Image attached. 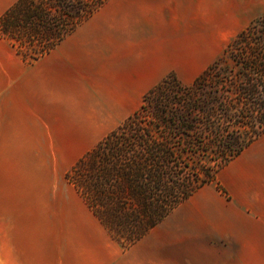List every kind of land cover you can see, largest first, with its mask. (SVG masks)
<instances>
[{"label": "rangeland", "instance_id": "rangeland-1", "mask_svg": "<svg viewBox=\"0 0 264 264\" xmlns=\"http://www.w3.org/2000/svg\"><path fill=\"white\" fill-rule=\"evenodd\" d=\"M14 1L0 0V14ZM247 3L249 12L242 0H112L86 23L84 29L95 21L101 26L100 19L128 10L138 22L113 29L126 31L123 51L133 54L128 85L136 83L139 94L128 96L127 111L103 131L95 122L68 121L63 103L49 104L33 91L31 64L0 38V264H264V136L220 172L228 194L216 184L196 194L214 192L211 218L192 216L197 206L188 200L156 227L151 242L129 249L111 237L66 177L168 71L192 81L264 12V0ZM143 116L145 124L147 110Z\"/></svg>", "mask_w": 264, "mask_h": 264}, {"label": "trees", "instance_id": "trees-1", "mask_svg": "<svg viewBox=\"0 0 264 264\" xmlns=\"http://www.w3.org/2000/svg\"><path fill=\"white\" fill-rule=\"evenodd\" d=\"M109 1L16 0L0 14V38L36 62ZM263 134L264 12L194 80L167 73L66 177L129 249L205 185L228 194L219 172Z\"/></svg>", "mask_w": 264, "mask_h": 264}, {"label": "crops", "instance_id": "crops-1", "mask_svg": "<svg viewBox=\"0 0 264 264\" xmlns=\"http://www.w3.org/2000/svg\"><path fill=\"white\" fill-rule=\"evenodd\" d=\"M111 1L112 0H110L102 9H104ZM247 1L248 0H242V2L246 3L247 5L246 11L249 12L251 7L248 6ZM102 9H100L91 18L79 26L77 30L70 34L49 54L40 58L36 62L29 63L31 64L29 74L32 78L35 77V81L31 82V85L33 86L29 84L31 88H33V91H36L37 94L45 96L48 99L49 104L55 105L56 103H63L65 108L64 114L68 121L79 124L95 122L101 131L106 128H111L112 123L121 117V113L123 111H127V107L129 105V95L137 96L139 94V88L136 83L132 85L131 89H129L128 85V57L129 55L132 56L133 54H129L126 50L123 51V48L129 46L127 43L128 38L125 35L126 31L123 32L122 35V33L119 34L113 29L114 26L117 25L127 27L126 25L132 24V26H136L138 22L136 19H133L132 15H129V13H132V11L128 10V13L125 14H115L113 16L114 19L111 20L108 18H103V20L100 19L99 21L102 24L101 26H98L100 23L95 21L84 29L83 27L86 25V23L92 21V19ZM113 45L115 48L114 51H111ZM137 54L138 53L135 52V55ZM105 55L107 56L106 60L108 68L104 66L103 62ZM93 71L95 72V78H93V81L89 85L88 80H90L89 77L92 75L90 73ZM24 84L26 85V80ZM26 86H28V84ZM141 88L142 87H140V90ZM75 89L77 92H75ZM50 114L51 119L54 120L56 114L55 110L53 109ZM127 117H125L116 127H118ZM106 135L101 137L95 144H97ZM262 136H264V134ZM255 142H253L249 147H251ZM247 149H245L240 155H242ZM251 160H253V163L259 161L257 159ZM213 184L215 183L205 185L188 199L191 200V204H189V206H197L196 211L191 214L192 216H199L202 214L204 216H208V218H211L214 214L211 205L212 199L214 198V192L204 191L196 196V194H198L202 189ZM185 209H187V207H185ZM176 216L177 215H175V217ZM156 227L138 243L144 241L147 243L151 242L153 240V236H151V234L156 229Z\"/></svg>", "mask_w": 264, "mask_h": 264}]
</instances>
